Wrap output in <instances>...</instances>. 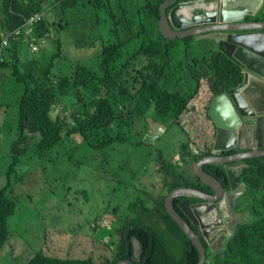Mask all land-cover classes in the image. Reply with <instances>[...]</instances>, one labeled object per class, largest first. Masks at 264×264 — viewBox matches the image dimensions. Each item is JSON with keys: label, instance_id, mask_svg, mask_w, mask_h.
I'll return each instance as SVG.
<instances>
[{"label": "trees", "instance_id": "obj_1", "mask_svg": "<svg viewBox=\"0 0 264 264\" xmlns=\"http://www.w3.org/2000/svg\"><path fill=\"white\" fill-rule=\"evenodd\" d=\"M163 1L0 0V30L21 26L31 14L45 12L32 35L39 50L31 52L27 36L20 34L10 39L0 63L10 68L15 80L23 85L16 100L12 164L30 149L51 152L74 134L81 137V145L99 151L107 159L118 145L144 144L142 137L151 122L160 123L165 130L176 127L182 131L180 117L202 81L214 95L241 82V66L216 46L195 54L191 42L196 36L166 39L160 33L159 4ZM50 7L52 14L48 12ZM247 19L264 21V1ZM64 32L80 45L77 48L96 51L89 63L73 62L69 73L61 75L53 69L64 55L61 52L65 45L60 38ZM43 42H52L53 50L41 48ZM67 57L71 58L69 54ZM186 142L180 145L181 169L174 167L161 151L152 158L158 164L157 173L164 176V191L150 195V204L136 198L130 207L135 212L132 216L118 218L112 222L113 227L104 229L108 236L116 238L110 241L114 248L109 257L95 262L91 258L52 257L36 251L21 264H114L126 258L134 264H176L174 248L178 242L186 245L180 263L197 264L198 252L163 204L164 197L181 185L211 192L194 172L196 179L192 178V168L183 170V164L186 167L210 154V147L193 153ZM145 156L151 159L149 152ZM242 162L245 164L238 180L245 184V191L238 198L236 211L244 212L246 218L238 224L235 241L220 263L264 264V155ZM203 169L226 185L222 165L208 164ZM16 203L8 181L0 187V249L8 241L7 221ZM133 239L139 244V259L133 258Z\"/></svg>", "mask_w": 264, "mask_h": 264}, {"label": "rangeland", "instance_id": "obj_2", "mask_svg": "<svg viewBox=\"0 0 264 264\" xmlns=\"http://www.w3.org/2000/svg\"><path fill=\"white\" fill-rule=\"evenodd\" d=\"M48 12L53 13L51 7ZM60 38L66 49L63 48L61 55H64L54 64L55 72L68 74L73 62L89 63L94 57L96 49L77 48L80 45L73 43L65 32ZM210 46H216L212 37H195L191 42L195 54ZM52 47V42H43L41 46L45 51H52ZM11 72L10 68L0 65V89L6 95L0 98L3 104L0 105V187L9 181L17 203L7 221L9 238L0 249V264H21L36 251L52 257L91 258L95 262L109 257L114 248L110 241L115 242L116 238L108 236L104 229L113 227L112 222L118 218L132 216L135 212L130 207L136 198L150 204L148 197L157 196L165 189L164 176L157 173L158 164L152 159L158 151L177 169L182 165V142L187 140L188 150L194 147L204 151L198 133L210 127L204 115L207 82H201L197 95L183 112L182 131L172 127L158 134L152 143L118 145L107 159L99 151L81 145V137L74 134L51 152L30 149L12 164L13 149L11 153L10 150L17 126L16 100L23 85ZM146 130V133L152 132L151 128ZM145 152L151 154V159ZM238 215L241 220L246 218L243 212Z\"/></svg>", "mask_w": 264, "mask_h": 264}, {"label": "water", "instance_id": "obj_3", "mask_svg": "<svg viewBox=\"0 0 264 264\" xmlns=\"http://www.w3.org/2000/svg\"><path fill=\"white\" fill-rule=\"evenodd\" d=\"M176 1L164 0L159 4L160 33L166 39L189 35L212 37L217 42L216 48L235 60L242 71V80L236 87L210 97L207 114L215 124L211 153L200 156L194 162V173L211 192L181 185L172 189L163 200L165 211L197 250V264H203L206 251L199 232H195L189 222L196 224L198 221L203 227L206 225V220H203L210 211L209 205L219 209V203L225 199L232 206L234 198L244 191L245 184L238 183L243 165H240L237 173L231 166L264 155V21L247 19V16L256 14L264 0ZM171 4L173 6L167 10ZM150 127L152 132L142 137L144 143H152L165 130L157 122H151ZM248 137L253 139L251 146L246 144ZM227 150L236 151L221 154ZM208 164L223 166L227 188L221 180L204 171L203 166ZM237 187L240 189L237 190ZM177 197L196 199L197 203L193 202L190 206L191 213H187V220L173 205ZM179 205L182 207L180 201ZM204 235L207 236V233ZM207 241L210 243V240ZM262 248L264 250V242ZM114 264L134 263L126 258Z\"/></svg>", "mask_w": 264, "mask_h": 264}, {"label": "flooded vegetation", "instance_id": "obj_4", "mask_svg": "<svg viewBox=\"0 0 264 264\" xmlns=\"http://www.w3.org/2000/svg\"><path fill=\"white\" fill-rule=\"evenodd\" d=\"M215 42V41H214ZM217 46V42H215ZM235 61V60H234ZM214 94L211 93V91H208V97L205 103L206 107V112H205V118L207 121L210 122V127L208 129H203L198 133L199 140L201 141V148H204L206 150L207 148L212 147V139L215 134V124L213 121L209 118L207 114L208 106L210 103L209 97L213 96ZM246 144L251 146L253 144V139L247 138L246 139ZM196 148H192L191 151ZM197 150V149H196ZM239 150H244L243 148H240ZM232 153H234L236 150H230ZM202 152V151H199ZM222 154V152H221ZM236 164V165H234ZM231 167L235 172L240 169V165L242 164L244 166V162H237L234 163ZM183 166H185L183 164ZM184 171H187L185 167H183ZM192 178L196 179L195 175L192 173L194 172V166L192 167V171H189ZM222 184L223 181L221 180ZM238 183L240 184L241 182L238 180ZM205 185V184H204ZM227 185V183H226ZM223 185V186H226ZM208 187V186H207ZM227 188V186H226ZM240 188L237 187V190ZM211 190V189H210ZM208 193V191H206ZM243 194V193H242ZM241 194V195H242ZM241 195L236 196L233 200V204L231 206V203H227L228 200H223L222 202L219 203L220 208L216 209L214 205H209L210 211H208V214L205 216L204 220H206V225L203 227L200 225V222H195L196 224H193L192 222H189L195 232H199V238L203 243V246L206 251V259L203 264H222L220 263V259L225 255V252L229 248V245L235 241V231L237 229V226L239 223H241V218L238 214L239 212L236 211L237 204L239 202L238 198L241 197ZM155 195H151V197H154ZM179 201L182 204V207L179 205ZM187 201V203H186ZM196 199L190 198L187 199L186 197H177L173 201V205L175 209L178 211L180 215L184 217L185 220H187V213H191L190 206H192L195 202ZM197 203V202H195ZM184 210V211H183ZM238 213V214H237ZM244 213V212H243ZM200 226L202 228H200ZM204 228V229H203ZM205 232L207 233V236H205ZM210 240V243H208L207 239ZM134 244V254L133 258L139 259L140 253H139V248L136 247V241L135 239L132 240ZM136 250L138 252L136 253ZM177 262L176 264H183L180 263L181 258L186 254V245L182 244V242H178V247L174 248ZM197 251V250H196Z\"/></svg>", "mask_w": 264, "mask_h": 264}, {"label": "built area", "instance_id": "obj_5", "mask_svg": "<svg viewBox=\"0 0 264 264\" xmlns=\"http://www.w3.org/2000/svg\"><path fill=\"white\" fill-rule=\"evenodd\" d=\"M44 12H36L31 14L21 26L4 29L0 31V63L4 59L5 47L9 44L10 39L17 38L20 34L27 36L28 45L31 52H37L39 45L32 35L34 27L39 20L43 18Z\"/></svg>", "mask_w": 264, "mask_h": 264}, {"label": "crops", "instance_id": "obj_6", "mask_svg": "<svg viewBox=\"0 0 264 264\" xmlns=\"http://www.w3.org/2000/svg\"><path fill=\"white\" fill-rule=\"evenodd\" d=\"M198 38H199V37H198ZM0 98H3L2 89H0ZM189 106H190V103L188 104V107H189ZM188 107H187V109H188ZM181 118H182V116H181ZM181 118H180V121H181ZM188 135H189V134H188ZM189 136H190V135H189ZM11 151H12V146H11L10 153H11ZM192 152H193V153H199V151L196 150V149H193Z\"/></svg>", "mask_w": 264, "mask_h": 264}, {"label": "clouds", "instance_id": "obj_7", "mask_svg": "<svg viewBox=\"0 0 264 264\" xmlns=\"http://www.w3.org/2000/svg\"><path fill=\"white\" fill-rule=\"evenodd\" d=\"M37 25V24H36ZM1 31V30H0ZM188 107V106H187ZM183 114V113H182ZM182 116V115H181ZM181 118V117H180ZM180 122V121H179ZM162 126V125H161ZM162 127H164V126H162ZM194 165V164H193ZM136 241V240H135ZM136 243L138 244V242L136 241ZM139 245V244H138Z\"/></svg>", "mask_w": 264, "mask_h": 264}]
</instances>
